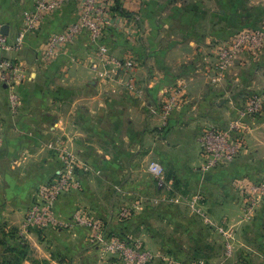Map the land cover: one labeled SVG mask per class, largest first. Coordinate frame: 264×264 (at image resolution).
Returning a JSON list of instances; mask_svg holds the SVG:
<instances>
[{"label": "crops", "instance_id": "1", "mask_svg": "<svg viewBox=\"0 0 264 264\" xmlns=\"http://www.w3.org/2000/svg\"><path fill=\"white\" fill-rule=\"evenodd\" d=\"M101 1L120 21L102 42L118 58L136 61L137 94L107 89L96 79L90 64L97 47L88 32L51 64L37 60V52L52 35L78 21L80 0L48 14L26 36L22 48L5 52L26 63L27 75L13 88L0 87V232L15 229L22 234L36 191L63 168L60 149L67 148L82 163L76 176L79 187L67 190L57 204L62 224L47 232L55 238L61 259H52L45 249L47 235L43 243L37 232L26 233L29 246L52 264H77L81 258L88 264H109L91 244L90 231L74 222L76 212L103 222L112 237L127 236L158 250L172 248L177 254L203 247L200 241L210 231L193 215L227 216L229 208L238 209L234 181L264 175V139L254 135L263 127L257 118L249 121L251 134L227 167L204 174L199 140L208 126L223 129L228 121L240 120V109L253 99L264 106V60L257 59L264 55H240L227 67L223 62L226 20L234 26L241 16L235 10L256 9L264 0ZM35 2L0 0V22L7 28L9 45L17 40ZM226 9H231L229 18ZM30 51L35 54L32 65L27 62ZM174 91L180 92L179 100L169 118L150 116L146 103ZM14 95L19 101L16 110L11 106ZM164 153L173 158L161 163ZM151 161L165 170L164 189L148 171ZM194 196L202 199L200 213L187 203ZM166 222L168 237L157 225Z\"/></svg>", "mask_w": 264, "mask_h": 264}, {"label": "built area", "instance_id": "2", "mask_svg": "<svg viewBox=\"0 0 264 264\" xmlns=\"http://www.w3.org/2000/svg\"><path fill=\"white\" fill-rule=\"evenodd\" d=\"M69 1L36 0L33 10L24 17L18 38L12 45L8 44L7 36L3 32L4 27L0 22V87L13 88L23 81L27 75L26 63L6 57L5 52L22 48L26 36L34 31L48 14L61 9ZM119 23V19L112 12L108 3L101 0H80L78 21L63 32L52 35L46 45L37 52V60L43 64H51L64 49L75 42L81 33L88 32L91 44L97 47L95 50L96 59L90 64L96 79L107 89L116 87L137 94L139 91L135 76L136 61L129 58H118L112 53L110 47L102 42L108 31L117 28ZM179 93L174 91L172 94L163 95L157 102L146 103L150 116H159L163 119L169 118L177 107ZM250 104L251 107L254 105V108L250 109L251 112H258L262 108L261 101L258 98L253 99ZM11 106L13 110H16L19 106V101L15 95L12 96ZM2 131L3 127L0 122V145L3 143ZM199 140L204 158L201 171L204 174L227 166L238 157L237 145L229 140L226 132H222L215 126L205 128ZM49 147L55 148L53 144H50ZM59 152L63 168L52 184L43 186L36 195L41 199V202H44V205L41 207L34 205L28 210L22 227L21 233L23 235L32 229L40 230L55 223L62 224L61 220H57L53 215V204L67 190L79 187L78 179L74 173L82 165L79 157L67 148L60 149ZM148 171L158 181L159 188L164 189L165 172L163 166L158 162H151ZM252 191L256 195L264 194V184L254 186ZM201 202L200 196H194L187 201L189 208L195 213H200ZM123 215L127 216V212H123ZM73 220L77 225L86 226L91 230L92 240L103 246L105 253H114L126 249L124 243L111 239L107 240L104 224L84 218L80 212L75 213ZM205 221L208 223V219ZM146 257L149 259L150 255L133 251V255L124 260L125 264H145Z\"/></svg>", "mask_w": 264, "mask_h": 264}, {"label": "rangeland", "instance_id": "3", "mask_svg": "<svg viewBox=\"0 0 264 264\" xmlns=\"http://www.w3.org/2000/svg\"><path fill=\"white\" fill-rule=\"evenodd\" d=\"M235 13L241 15L240 17L237 16L239 18L235 20L236 24L232 26L231 23L226 20L225 25L224 32L226 34V39L224 41L223 46V62L226 67L231 65L233 61L240 55L241 57L244 54H250L251 56H253V52L255 55H264V4L260 3V6L256 9L255 7L251 8L250 10L241 9L239 12L235 10ZM247 13H251V16H249V18L247 16L243 17V15H247ZM229 17H231V9H226V18ZM259 58L264 60V56L258 57L257 59ZM256 95L257 94H254L253 96ZM253 108L254 105L252 107L251 104L245 105L243 108L240 109L242 117L240 118V120H227L229 122L228 127L219 129L222 132H226L229 136V140L235 145H237L238 156L241 154V151L244 148L243 142H245V139H247L251 134L249 121L254 122L253 120L257 118V125H262L263 127L258 130V134L254 133V135H259L261 140L264 139V106L262 104V108L258 112H251L250 109ZM262 141L264 142V140ZM172 158L173 157H170L168 154L164 153L162 154L161 163H163V161H169ZM77 170L78 168L74 172L76 176ZM231 172L233 173V171ZM52 182L53 180L42 185L36 191L35 196L39 193L43 186H50ZM238 182H241L240 186L243 190L239 189ZM224 183H226V181H224ZM234 184V190L232 191L236 192L237 196L239 197L238 202L234 204L238 208L237 210H235L234 208H229L227 212L228 215L221 217L213 216L214 214H212L213 217L207 216V218L203 216L200 217L199 215H193L197 224L199 226L201 225L207 227L210 232L204 236V240L202 238V241H200L203 242L205 245L203 247H193L190 252H187L185 250L186 252L184 253V250H179L180 252L175 254V251L172 248L158 250L154 247H150L148 243H146V245H143L137 242H133L132 238L131 243V241L127 239V236L123 238H118L114 236L112 237L103 222L94 220L104 224L107 240L111 239L116 242L126 244V249L124 251L118 250L114 253H105L104 249L102 248L103 246L96 244L92 240L91 230L86 226H82L90 231L89 239L91 244L95 245L98 248L97 251L100 252V254H103L104 258L102 260H109V264H125L126 262L124 259L130 258L133 255V251L140 252V254L144 252L150 255L149 259H147L146 257L145 264H264V194L256 195L252 191V188L254 186H261L262 184H264V175L258 177L257 179H254L250 176L249 178L244 177L242 179H237L234 181ZM242 185H244L245 187ZM225 186L227 187L225 189L226 194L231 196V188L228 184H226ZM60 198H57L55 200L52 209L53 215L57 220H60V217L57 212V204ZM180 203L183 205L182 208L184 210L188 208L186 202L182 201ZM34 205H38L41 207L44 205V202H41V199L36 196L35 203L33 204V206ZM230 206L232 205H229L228 203V207ZM201 219L203 220V222L201 221ZM206 219H208V223H206ZM56 225H58V223H55L40 230L32 229L31 231L37 232L40 239H42L43 243H46L45 239L47 232L51 230V228L52 231H55V229L53 228H56ZM157 225L159 226L158 228H160L159 230H161V234L165 237H168L167 229L169 228L167 227L169 224H167L166 222L165 224L158 223ZM151 233L152 232L146 234L149 236L151 235ZM23 236L27 239V235L25 233ZM47 238H49V235H47ZM162 243L163 242H161V244ZM51 244L54 246H52ZM55 244V238H49V242L46 243L44 247L51 254V258H54L58 261L61 259V256L59 255L61 254V251L56 248ZM40 248L43 250V245ZM82 250L83 249L81 248L76 249L75 252L79 253ZM29 255L30 260L32 262L45 261L47 264H52L50 262L51 260L46 259V257L40 256L43 255V253H36L35 249L32 246L30 247ZM46 255L48 256V254ZM99 256L100 255L98 253V257ZM80 260L81 261L77 262V264H88L87 262L82 260V258ZM27 264H30V262H28Z\"/></svg>", "mask_w": 264, "mask_h": 264}, {"label": "trees", "instance_id": "4", "mask_svg": "<svg viewBox=\"0 0 264 264\" xmlns=\"http://www.w3.org/2000/svg\"><path fill=\"white\" fill-rule=\"evenodd\" d=\"M30 246L26 238L17 230H1L0 232V264H24L30 261L32 264H47L32 262L30 260Z\"/></svg>", "mask_w": 264, "mask_h": 264}, {"label": "water", "instance_id": "5", "mask_svg": "<svg viewBox=\"0 0 264 264\" xmlns=\"http://www.w3.org/2000/svg\"><path fill=\"white\" fill-rule=\"evenodd\" d=\"M3 32H4V34L6 35V33H7V28H4L3 29ZM27 62L30 64V65H32V64H34V62H35V54L33 53V52H29L28 53V55H27Z\"/></svg>", "mask_w": 264, "mask_h": 264}]
</instances>
